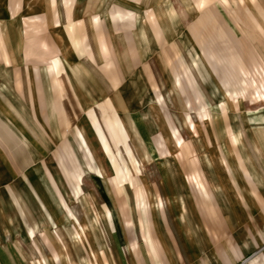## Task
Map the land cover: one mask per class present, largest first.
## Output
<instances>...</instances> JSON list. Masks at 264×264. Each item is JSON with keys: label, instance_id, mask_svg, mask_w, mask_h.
I'll use <instances>...</instances> for the list:
<instances>
[{"label": "rangeland", "instance_id": "obj_1", "mask_svg": "<svg viewBox=\"0 0 264 264\" xmlns=\"http://www.w3.org/2000/svg\"><path fill=\"white\" fill-rule=\"evenodd\" d=\"M71 1L68 8L62 0H55L52 5L60 28L59 38H64L62 32L68 27L75 28L87 45L80 46V56L75 59L89 70L94 80L103 70L116 75V87L108 88V93L127 91L129 99L132 97L133 105L124 114L145 166L141 181L135 182L134 194H124L122 198L110 188L111 193L105 195V183L83 168L74 172V178L69 177L72 175L67 172V166L70 170L80 167L72 151L69 153L62 145L57 116H52L56 119L53 129L57 130L51 131L48 125L53 119L50 114L53 104L44 107L39 101L41 94L50 93L47 80L44 78V92L37 95L35 91L33 98L39 115L33 112L36 109L33 102L32 109L27 101L32 95L30 83L21 84L20 93L14 91L12 81L0 84V87H9L14 105L23 113L9 116L16 123L12 122L14 128L26 124L30 129L36 160L40 165L58 170L55 179L59 184L64 183L62 174L72 186L73 193L62 188L63 195L50 175L69 208L74 229L70 228L71 222L61 209L58 197L52 194L48 196L52 217L47 216L50 226L44 230L60 254L62 264H105L100 254L104 244L98 242L103 233L97 227V205L111 198L126 218L125 201L129 206L132 204L130 209L136 202L143 217L152 222L151 229L159 235L167 254L171 252L185 260L186 256H192L193 249L185 241V234L182 237L177 232L179 227L171 226L176 231L171 250L162 238L165 222L192 214L191 210L180 211L178 207L177 197L184 195L175 187L185 189L179 167L185 171L187 203H191L192 194L193 202L203 204L202 213L208 219L242 220L237 204L242 202L246 206L247 201L261 199L251 182H261L264 186V170L249 141L248 119L264 107V0ZM21 5L22 11L34 8L33 2ZM68 11L72 12L69 20ZM15 15L17 21L10 30L14 39L19 33L21 36L24 28L22 15L17 12ZM13 66L11 70L18 74L17 65ZM40 122L46 130L37 132L33 128L39 127ZM233 135L238 137V143L234 142ZM62 157L67 161H61ZM245 173L252 177L250 189L244 188V183H248ZM43 183L46 185L47 181ZM214 200L218 202L217 209L212 204ZM219 204L228 209L221 213ZM253 213L256 217L252 214V226L259 215L258 211ZM254 225V235L261 238L264 231L258 233L260 225ZM55 229L59 230L66 248L54 237ZM15 233L16 246L28 253L29 264H40L41 255L52 264L54 258L50 257L41 236L32 238ZM234 234L236 244L248 253L235 264H251L254 259L257 264H264V243L249 245L241 227L234 228ZM222 237L226 239V235L219 233L220 246L224 243Z\"/></svg>", "mask_w": 264, "mask_h": 264}, {"label": "crops", "instance_id": "obj_2", "mask_svg": "<svg viewBox=\"0 0 264 264\" xmlns=\"http://www.w3.org/2000/svg\"><path fill=\"white\" fill-rule=\"evenodd\" d=\"M54 1L0 0V84L12 81L14 91L20 93L21 84L30 83L29 89L32 95L28 96L27 101L31 107L34 105L35 109V99H33L36 97L35 91L37 95H40L39 92H44L45 78L49 83L50 93L49 95L46 93L47 96L41 94L39 101L44 107L53 104L50 114L51 118L57 116L59 120L57 124L61 131L62 145L68 148L69 153L72 151L76 163L80 164H78L79 170H70L67 166V172L72 175L68 174V176L74 178V172L83 168V171L85 169L90 176L105 183L103 186L105 195L111 193L109 188L121 198L124 194L133 195L135 182L141 181L145 166L136 137L124 114V110L133 105V99L132 97L129 99L127 91L118 94L108 93V88L114 89L118 82L115 74L103 70L101 75L98 74V79L94 80L89 75V70L75 59L80 56L79 50H82L80 46L87 45L81 34L73 27H68L62 32L64 36L62 40L59 38L61 33L58 19L53 15ZM62 1L67 8L72 2ZM31 2L34 8L30 7L28 11L24 9L26 13H23L21 4ZM16 12L20 17L22 15L24 28L21 36L19 33L14 39L10 30L17 21ZM71 15L70 11L66 13L67 20ZM64 51L67 53L65 54ZM14 64L17 65L18 74L11 70ZM32 83L35 84L34 87ZM11 92L6 85L0 87V264H29L28 253L16 246L18 240L14 236L15 232L32 238L41 236L49 248L50 257L54 258L52 264H62L60 254L53 248L51 239L44 230L50 226L47 216L52 217L48 196L54 194L58 197L61 209L71 222V213L60 192L64 195L62 188H65L72 194V186L62 174L64 183L59 184L55 179L58 170L40 165L36 160V154L31 148L32 133L26 124H23L24 126L20 124L18 128L12 125L15 122L9 115L23 113L14 105ZM36 109L33 112L39 115L38 108ZM54 119L55 117L48 123L53 132L57 130L53 129ZM39 124V127L35 126L33 129L37 132L46 130L42 122ZM248 125L252 150L264 170V107L257 113L251 114ZM40 137L42 138L43 135ZM61 161L67 160L62 157ZM179 172L184 179L185 189L179 186V188L175 187V190L182 193L187 200L185 171L179 167ZM245 174L248 183H244V188L250 189L252 177L250 173ZM50 175L55 179L60 192ZM43 180L47 181L46 185ZM251 183L258 190L261 199L252 203L247 201L246 206L242 205V202L237 204L242 211V220L231 221L224 217L208 219L209 217L202 213L203 204L200 201L193 202L192 194H189L191 203L188 204L186 201L188 210H191L192 214L183 219L166 220L167 222L162 225L164 228L162 238L164 243L169 244L170 250L172 240L175 241L173 232H176L172 231L171 226L179 227L180 229L177 230L179 235L182 236L184 233L185 241L190 242L193 254L186 256L185 260L182 256L178 258L171 252L167 254L165 245H161L159 235L153 233L152 222L146 216L143 217L141 208L136 202L130 209L131 202L129 206L125 201L124 208L127 213L124 218L121 207L113 199L102 200L96 208L99 224L96 223L103 233L98 237V242L104 244L100 252L104 263L235 264L236 261L246 258L248 253L246 248L236 244L234 228L241 227L244 238L249 239V245L258 246L264 243V235L256 238L253 228L257 223L260 225L258 233L264 231V222H262L264 197H261V194H264V186H261V182ZM212 204L217 209L218 202ZM219 206L221 213L228 209L225 205L219 204ZM179 210L182 211L180 207ZM255 211H258L259 215L258 220L254 218L252 226L251 217L252 214L256 217L253 213ZM73 224L74 222H71L70 228L74 229ZM36 230V234L33 235ZM219 233L226 235V239L223 238L225 236L222 237L224 239L222 246L219 245ZM53 234L63 248H66L59 230H53ZM79 243L82 246L83 239ZM254 254L248 255L246 261H250ZM40 264H49L43 255ZM251 264H257L255 259Z\"/></svg>", "mask_w": 264, "mask_h": 264}, {"label": "bare ground", "instance_id": "obj_3", "mask_svg": "<svg viewBox=\"0 0 264 264\" xmlns=\"http://www.w3.org/2000/svg\"><path fill=\"white\" fill-rule=\"evenodd\" d=\"M226 102V101H225ZM185 125L187 126V128L189 127L187 121L185 120ZM233 140L235 143H238V137L237 136H234L233 135ZM209 160V159H208ZM65 198V197H64ZM178 200H179V204L178 206L181 208L182 211H185V212H189L188 210V206H187V203H186V200L184 197H177ZM66 200V199H65ZM67 202V201H66ZM155 204H156V207L158 209V211L160 212V205H159V202H158V199L157 197L155 196ZM81 234V233H80Z\"/></svg>", "mask_w": 264, "mask_h": 264}]
</instances>
